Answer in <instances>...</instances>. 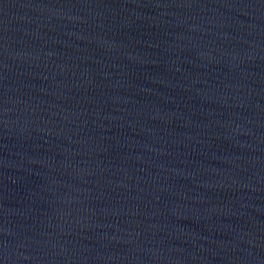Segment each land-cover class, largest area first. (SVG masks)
I'll use <instances>...</instances> for the list:
<instances>
[{"label": "water", "instance_id": "obj_1", "mask_svg": "<svg viewBox=\"0 0 264 264\" xmlns=\"http://www.w3.org/2000/svg\"><path fill=\"white\" fill-rule=\"evenodd\" d=\"M0 264H264V0H0Z\"/></svg>", "mask_w": 264, "mask_h": 264}]
</instances>
